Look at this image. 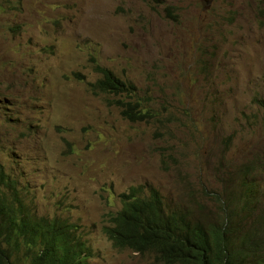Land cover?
I'll return each instance as SVG.
<instances>
[{
  "label": "rangeland",
  "instance_id": "obj_1",
  "mask_svg": "<svg viewBox=\"0 0 264 264\" xmlns=\"http://www.w3.org/2000/svg\"><path fill=\"white\" fill-rule=\"evenodd\" d=\"M6 1L16 11L0 22V165L37 217L81 230L88 264H158L114 248L104 229L133 188L153 186L167 208L234 196L238 169L264 151V3ZM91 57L158 119L132 123L74 81L72 70L94 78Z\"/></svg>",
  "mask_w": 264,
  "mask_h": 264
},
{
  "label": "trees",
  "instance_id": "obj_2",
  "mask_svg": "<svg viewBox=\"0 0 264 264\" xmlns=\"http://www.w3.org/2000/svg\"><path fill=\"white\" fill-rule=\"evenodd\" d=\"M96 70L108 72L99 66H96ZM100 88L106 93L120 92L115 89L116 83L112 81L108 88ZM121 88V92H135V87L126 82L122 83ZM122 107L126 118L133 123L147 122L154 118L139 103H123ZM14 184V180L0 169V197L8 189L13 190ZM151 194V198L145 201L134 199L138 195L137 190L123 196L124 208L115 217L118 227L107 230L119 249L154 255L156 259L158 255L167 264H188V256L194 264H213L222 257L227 260L231 258L234 253L231 246L218 243L213 236L196 232L185 217L178 219L175 213L167 214L158 192L152 190ZM65 223L56 220L38 233L42 226L31 227L20 203L18 208L1 204L0 264H86L82 255L90 254L87 245L84 242L81 244V239L74 235L75 227ZM241 236L243 240L264 242V228L254 222L252 230ZM71 241L79 242L72 246ZM181 251H185L188 256L175 262Z\"/></svg>",
  "mask_w": 264,
  "mask_h": 264
},
{
  "label": "clouds",
  "instance_id": "obj_3",
  "mask_svg": "<svg viewBox=\"0 0 264 264\" xmlns=\"http://www.w3.org/2000/svg\"><path fill=\"white\" fill-rule=\"evenodd\" d=\"M202 1H204L206 9H211L215 0ZM261 1L264 3V0ZM17 9H19L20 14L23 13L22 1L19 8ZM171 9L173 8L168 7L167 11H170ZM260 10L262 11L264 10V8ZM15 11L16 5L9 6L8 1L0 0V22H3L5 24L7 18L10 17L11 14ZM86 66L89 72H91L94 76L93 79H89V81H87V75L80 70H72V73L70 75L71 78L74 79V81L76 82L87 84L89 92L93 95H106L112 97L113 100L110 99L108 101V104L110 106L120 108L121 115L123 116V118L127 119L123 112V103H139L144 109L143 101H140L138 99V96L136 95V86L134 85V83L125 80V78L123 79L120 74L114 73L112 70L100 65L94 57L87 59ZM96 66L104 68L108 70V72H99L96 70ZM109 79L110 81L116 83L115 89H119V93H106V91L101 90V86L107 88L109 87ZM123 82H126L127 84H132L135 87L134 94L121 92L120 89H122L121 85ZM134 97H136L135 100H133ZM261 98L263 97L257 96L255 99ZM144 111L146 113H149L148 115L154 117L153 119H148L147 122H154L158 119V115H152L149 109L145 108ZM127 120L130 121L129 119ZM252 138L262 140V136L260 134L251 135L249 139L253 140ZM255 147H257V145H248L249 152L255 153L256 150L253 151V148ZM0 169L3 170L9 178L13 179L15 183L13 190L8 189L6 191V194L3 197H0V205L7 204L18 208V203H20L21 207L24 210V215H26V217L30 220L31 227L33 228L35 225L42 226L41 230L37 231L38 233L43 232L44 227L49 223H53L54 221L58 220L56 218L50 219L46 217H37L33 212H31L28 207L24 205L23 201L19 196L18 180L14 178L11 173L7 172L2 165H0ZM237 174H242L241 180L238 183V188L235 191L234 196L231 195L229 198L226 199L222 198L219 193L207 192L205 193L206 196L204 197V199L197 200L192 205L186 207L167 208L163 198L161 196L159 197L165 205V212L167 214L175 213L178 219L185 217L190 221L191 225H193V228L196 230V232L208 236H213V238L218 243L227 244L233 248L234 253L232 256H230L231 258L229 260H227L225 257H222L220 259L215 260L213 264H264V242L243 240L241 236V234L252 230L254 222L264 228V209H262L261 207V201L262 199H264V151L258 158H256V160L243 164L241 168L238 169ZM133 190L138 191L137 197L134 198L136 201H145L151 198L152 190L157 191L156 189H153V186H150L149 189H146L145 187L133 188L130 190L129 193H131ZM158 194L160 193L158 192ZM124 195L125 194H120L119 196L122 204L120 213L124 208V202L122 199ZM242 208H245L244 211L242 210ZM117 215L115 217H117ZM115 217L110 220V223L114 226L113 229H116L118 227V221L115 220ZM58 222L65 223L62 220H58ZM72 226L75 227L74 232L76 234L74 235L80 238V243L83 244L84 238L81 235H78V232L81 230L76 225ZM104 230L107 231L108 228L106 227ZM38 233L37 235L40 237ZM51 235H53V233ZM108 238H110L109 235ZM78 242L79 241H71L70 244L73 246L76 245ZM87 248L89 249L88 245ZM114 248L121 250L117 246ZM184 252L185 251L179 252V255L176 258L175 262L188 256ZM149 256L153 257L158 264H167L158 255H156L157 259L154 257V255ZM89 257L90 254L82 255V259L85 261L86 264H88ZM19 261H23V259H20ZM188 264H194V261L190 259L189 256Z\"/></svg>",
  "mask_w": 264,
  "mask_h": 264
},
{
  "label": "bare ground",
  "instance_id": "obj_4",
  "mask_svg": "<svg viewBox=\"0 0 264 264\" xmlns=\"http://www.w3.org/2000/svg\"><path fill=\"white\" fill-rule=\"evenodd\" d=\"M35 214V213H34Z\"/></svg>",
  "mask_w": 264,
  "mask_h": 264
}]
</instances>
